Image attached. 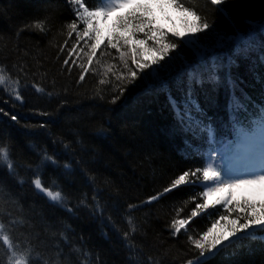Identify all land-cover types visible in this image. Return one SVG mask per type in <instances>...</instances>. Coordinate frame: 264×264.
Returning <instances> with one entry per match:
<instances>
[{"label": "trees", "instance_id": "obj_1", "mask_svg": "<svg viewBox=\"0 0 264 264\" xmlns=\"http://www.w3.org/2000/svg\"><path fill=\"white\" fill-rule=\"evenodd\" d=\"M94 2L88 0L89 4ZM182 2L195 6L210 22L214 21L217 30L226 32L229 37L236 38L249 31L252 22H264V0H228L222 6L223 14L207 0ZM71 19V8L66 0H0V64L6 65L14 76L17 70L12 69L13 64L19 66L22 62L28 71L27 77L21 81L23 104L13 102L0 91V108L19 117V123H16L0 114V141L10 147L17 165L35 166L45 151L55 154L61 165L63 162L70 163L71 174L61 175L63 168L49 166L42 169L44 183L51 186L55 182L73 208L85 194L90 201L93 190L99 188L101 203L106 209L104 216H111L119 232L107 220L102 224L83 208L69 214L54 207L38 195L30 183L19 185L17 179L8 174L6 167L0 166V181L4 183L6 192L23 207L24 218L31 225L28 231L36 238L33 242L42 251L54 253L59 240L52 234L70 225L68 236L71 242L91 252L90 264H95L97 256L100 264H129V252L120 237L129 228L125 217L130 214L138 226L135 244L141 254L135 259L140 264H147L149 256L162 260L163 264H184V260L191 256L187 235L210 227L211 217L202 215L195 218L189 232L176 238L169 235L166 224L174 215V209L185 207L184 201L200 189L179 188L131 213L127 211V205L138 203L162 190L177 174L201 166L203 160L199 155H192V150L186 147L184 134L179 130L170 131L175 121L164 94L141 95L130 87L125 94L129 97L126 102L111 105L107 103V97L104 101L95 98L98 77L89 74L82 84L75 83L79 70L73 67L69 74L61 68L66 53L57 57L58 45L67 36L62 26ZM37 20H46V27L50 29L47 34L33 30L19 31L25 24ZM234 32L236 35H233ZM180 48L189 60L193 59L189 47L185 48L182 43ZM219 53L216 58L225 57H222V51ZM180 69L173 73L174 80L183 76ZM257 72L264 77L262 65ZM233 74L243 79L240 87L259 102L264 94V85L257 83L250 68L240 63L239 68L233 69ZM33 82L44 87L45 92L36 93L30 86ZM170 87L179 100L175 83ZM196 91L207 114L218 122V116L226 110V89L222 86L214 89L205 83ZM48 92L53 95L49 97ZM206 98H209L207 103ZM37 111L51 115H36ZM40 123H45L46 127L40 128ZM188 141L193 146L199 145L200 150L207 146L200 140L192 141L190 136ZM181 152L187 156L180 155ZM17 172L25 181L33 178V173L25 167H18ZM89 175L96 178L94 184L88 182ZM192 207L194 204L189 203L184 214ZM8 212L13 215L7 216ZM15 216V206L0 203V217H6V223ZM26 227H19L12 235H19ZM243 244L236 255L217 257L209 264H264V242L245 240ZM67 251L65 248V253ZM165 252L167 255L162 256ZM0 260L6 262L2 247Z\"/></svg>", "mask_w": 264, "mask_h": 264}, {"label": "snow or ice", "instance_id": "obj_2", "mask_svg": "<svg viewBox=\"0 0 264 264\" xmlns=\"http://www.w3.org/2000/svg\"><path fill=\"white\" fill-rule=\"evenodd\" d=\"M66 2L71 8L72 19L64 22L62 26L67 36L63 43L58 45L57 57L66 53L61 68L66 69L69 74L73 67L79 70L78 79L75 81L77 85L82 84L89 74L98 77L95 98L104 101L107 97V103L111 105L126 102L129 97L125 94L129 92L130 87L141 95L164 94L175 121L170 131L174 133L179 130L184 134L186 147L192 150V155H199L202 160L204 157L207 159V163L177 174L162 190L138 203H129L127 211L131 213L134 209L151 205L182 187L199 188L200 191L196 195L184 201L185 207L189 203L194 204V207L186 214L185 207H176L174 215L166 224L169 235L176 238L189 232L195 218L202 215L211 217L210 227L194 230L195 234L187 235L190 245L188 252L191 256L184 260V264H209L217 257L236 255L244 246L245 240L264 242V94L259 102L254 101L240 87L244 83L243 79L233 74V69L239 68L240 61L249 60L253 78L257 83L264 84V77L257 72V68L264 65V39L257 44L255 38H250L224 58L210 60L205 52L200 50L198 40L211 34L218 42L225 43L230 37L226 32L217 30L214 21L210 22L195 6H189L182 0H95L93 4H89L88 0ZM207 2L223 14L222 6L226 5L228 0ZM153 4L160 6L162 11L166 6L182 13L184 31L165 28L159 24L153 14ZM111 17L114 19L109 24ZM25 30L47 34L50 29L46 27V20H37L25 24L19 31ZM250 31L255 32L256 29L250 25ZM259 31L264 36V24L259 26ZM233 35H236V32ZM49 43L52 44L51 41ZM182 43L185 48L191 46L195 49L192 60H189L180 48ZM257 50L259 55L257 62L253 64L249 54ZM178 68H183V76L174 80L173 73ZM12 69L17 70L15 76L6 65L0 64V91L12 101L23 104L21 81L27 77L28 71L22 62L19 66L13 64ZM172 83H175L176 91L180 95L179 100L172 94ZM205 83L212 85L214 89L222 86L227 91L226 109L234 117L231 126L239 141L235 151L237 154L243 153L240 166H235L231 161L220 163L225 158L221 148L224 153L232 151L233 142L221 143L217 139L218 126L214 118L207 114L196 91ZM30 86L36 93L45 92V88L39 83L33 82ZM47 95L51 97L53 93L48 92ZM205 102H209V98H206ZM0 114L19 123L18 115L11 111L0 108ZM35 114L51 115L43 111H37ZM39 127L45 128L46 124L40 123ZM189 136L192 141L200 140L206 144L207 150L202 152L199 145L193 146L191 141H188ZM218 144L220 148L217 147ZM64 147L67 148L68 145L65 144ZM0 166L6 167L8 174L16 178L19 185L30 183L33 190L54 207H59L69 214L83 208L102 224L107 220L109 225L119 232V229H115L111 216H104L106 209L101 203L99 188L93 190L90 201L85 194L73 208L55 182L51 186L44 183L42 169L49 166L63 168L61 175L72 172L71 164L66 162L61 165L55 154L45 151L35 166L17 165L12 158L10 147L0 141ZM18 167L30 170L33 178L25 181L19 176ZM87 179L90 184H94L96 180L90 175ZM0 203L15 206L16 212L15 218L7 223L6 217H0V247L4 249L6 256V262L0 260V264H90L91 252L82 250L71 242L68 236L70 225L63 226V231L52 234L59 240L54 253L40 250L38 244L33 242L36 238L28 231L31 225L24 218L23 207L6 192L2 181ZM12 215V212L7 213V216ZM125 219L129 228L123 231L120 238L129 252V264H140L135 259L141 254L135 244L138 226L130 214ZM22 226H27L25 231L16 236L12 235L13 231ZM60 244H63V247H60ZM65 248L68 249L67 253ZM161 255L166 256L167 252ZM95 264H100L98 256L95 258ZM147 264H163V261L154 260L149 256Z\"/></svg>", "mask_w": 264, "mask_h": 264}, {"label": "rangeland", "instance_id": "obj_3", "mask_svg": "<svg viewBox=\"0 0 264 264\" xmlns=\"http://www.w3.org/2000/svg\"><path fill=\"white\" fill-rule=\"evenodd\" d=\"M152 7H153V14L157 18V22L159 24L163 25L165 28L175 29L176 31H184V23H183L184 17L182 13L177 12L174 9L166 7V6L163 8V11L161 10L160 6L156 4H153ZM167 17H170V19H168ZM112 19H114V17H111L109 19L108 21L109 24H111ZM247 33L248 31L244 33V36H246ZM201 36L203 37L204 34H201ZM237 39H236L237 42L235 43V45L240 42L242 37H237ZM234 42H235L234 37L231 36L227 42L220 43L217 41V38L211 34L208 37L198 40V44L200 45V50L204 51L207 57H210L211 55L215 54V52L218 50H223L222 52L223 55H227L231 53L236 48L234 46ZM189 49L191 53H193V51L195 50V49H192L191 46H189ZM182 71H184L183 68L180 69V72ZM4 95L8 97V95L6 94ZM16 103L20 104L19 102H16ZM229 161H231L235 166H240L241 157L238 154L234 157H231L228 160V162Z\"/></svg>", "mask_w": 264, "mask_h": 264}, {"label": "bare ground", "instance_id": "obj_4", "mask_svg": "<svg viewBox=\"0 0 264 264\" xmlns=\"http://www.w3.org/2000/svg\"><path fill=\"white\" fill-rule=\"evenodd\" d=\"M262 24H264V22H259L258 23V21H255V22H252L251 23V27L252 28H255L256 29V31L255 32H252V31H250V28H249V31H248V33H247V35H246V37H245V40L247 41L248 39H250V38H255L256 39V41H257V44L259 43V41L261 40V39H264V36H262L261 35V33H260V31H259V26L260 25H262ZM245 41V42H246ZM256 53H258L259 54V51L257 50V51H255V52H253V53H250L249 55H250V60H251V63H253V64H255L256 62H257V54ZM222 57H223V55H222ZM240 63L242 64V65H245V67H247V68H250V65H249V60H242V61H240ZM260 67V66H259ZM259 67L257 68V71H258V69H259ZM262 67L264 68V65H262ZM261 75V74H260ZM223 114V113H222ZM219 115L218 116V118H217V120H218V122H216V125L218 126V127H224L225 125H226V120H225V115L223 114V115ZM183 155V156H187V154L186 153H180V155ZM190 157V156H189ZM192 158V157H191ZM63 163H65V162H63ZM258 199L259 198H261V197H257Z\"/></svg>", "mask_w": 264, "mask_h": 264}]
</instances>
